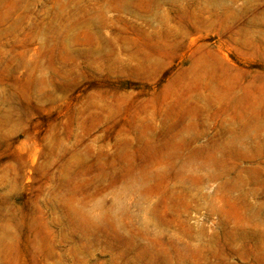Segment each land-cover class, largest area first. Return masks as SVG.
Segmentation results:
<instances>
[{
	"label": "rangeland",
	"instance_id": "1",
	"mask_svg": "<svg viewBox=\"0 0 264 264\" xmlns=\"http://www.w3.org/2000/svg\"><path fill=\"white\" fill-rule=\"evenodd\" d=\"M0 264H264V0H0Z\"/></svg>",
	"mask_w": 264,
	"mask_h": 264
}]
</instances>
